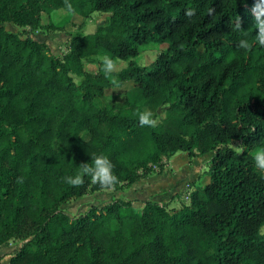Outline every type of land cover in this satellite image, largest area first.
<instances>
[{
  "label": "trees",
  "instance_id": "1",
  "mask_svg": "<svg viewBox=\"0 0 264 264\" xmlns=\"http://www.w3.org/2000/svg\"><path fill=\"white\" fill-rule=\"evenodd\" d=\"M255 2L71 0L81 17L97 10L107 18L90 32L69 31L58 56L29 30L52 28L48 13L65 9L64 0H0V244L20 241L6 264H264V172L253 160L264 148V47ZM148 41L166 47L140 64L131 56ZM105 54L127 59L116 85L104 76ZM122 84L120 99L105 92ZM144 108L155 128L139 126ZM178 149L212 151L207 180L186 202L147 198L136 208L113 197L77 215L60 207L102 189L87 176L81 187L64 181L95 156L110 159L119 188L154 165L161 171Z\"/></svg>",
  "mask_w": 264,
  "mask_h": 264
},
{
  "label": "rangeland",
  "instance_id": "2",
  "mask_svg": "<svg viewBox=\"0 0 264 264\" xmlns=\"http://www.w3.org/2000/svg\"><path fill=\"white\" fill-rule=\"evenodd\" d=\"M48 14L51 21L53 22V27L32 28L29 30V33L33 38L45 41L50 51L58 56L62 55L67 50L69 31L79 30L81 32H90L97 24L103 23L107 18V12L97 10H92V12H89L85 17H81L78 14H72L69 16V13L66 11V9L61 7L49 11ZM46 18L47 17L45 13H42L41 21H46ZM3 25L5 29L11 31H19L22 28V26L9 21H4ZM165 47V41H148L143 45L142 50L137 55L131 56V58L135 59L140 64H147L160 50L164 49ZM114 60L116 61L117 65L116 71L127 62V59L124 58H116ZM83 66L86 70L95 71L96 61L93 59L84 58ZM115 72L113 73V76ZM125 87L126 85L124 84L120 86H111L107 87L105 92L108 95H114L115 98L120 99L123 95V90ZM144 111H148L147 108H144L143 112ZM161 113L162 111L159 110V114ZM235 143L236 141L233 140L232 144ZM211 153L212 151H207L200 154L194 152L192 155L188 156L185 150L178 149L168 158H163V167L167 165L164 169L162 167L163 170L161 169V171L156 172V166L154 165L152 167V171L145 175L148 176L161 172V176L158 179L159 181L155 182L153 186H164L166 188L162 189L158 193L139 195L141 190L137 188L134 191H131L130 189L127 191L128 189H124L125 187H128L132 183L131 182L124 187L114 189L102 188L100 190L86 192L79 197H71L65 202L61 203L60 207L69 215H77L83 212L90 204L100 205L112 199L113 196H125L126 194H134L135 196L136 194L138 196H170V199L172 197L171 205L177 206L181 202H186L188 200L189 191L192 188L195 186H201L204 181H206L208 175L207 161ZM166 202L168 203V206H171L169 205V200ZM136 208H140V206Z\"/></svg>",
  "mask_w": 264,
  "mask_h": 264
},
{
  "label": "clouds",
  "instance_id": "3",
  "mask_svg": "<svg viewBox=\"0 0 264 264\" xmlns=\"http://www.w3.org/2000/svg\"><path fill=\"white\" fill-rule=\"evenodd\" d=\"M246 6V0H245ZM64 7L69 14H76V8L71 3V0H64ZM215 9H209V14L214 13ZM251 14L253 16L255 27H256V42L259 46L264 47V0H256L254 6L251 9ZM185 15L192 17L195 15L194 9H188ZM242 19L238 18L235 21L234 30L242 29ZM238 47L246 52H251L253 44L247 39H241L239 41ZM103 65V73L106 79H108L112 84L116 85L117 80L113 76V73L117 69L116 61L112 59L109 55L105 54L101 57ZM139 126L155 128L158 124V120L153 118V114L150 111L137 112ZM253 160L255 167L264 172V148L258 149L253 155ZM114 165L107 156L98 155L93 158L92 164L81 163L78 167L77 173L72 176L64 177V181L73 187L83 186L85 176L90 177L93 184H98L102 188L114 189L119 183V178L114 174Z\"/></svg>",
  "mask_w": 264,
  "mask_h": 264
},
{
  "label": "crops",
  "instance_id": "4",
  "mask_svg": "<svg viewBox=\"0 0 264 264\" xmlns=\"http://www.w3.org/2000/svg\"><path fill=\"white\" fill-rule=\"evenodd\" d=\"M165 165L163 169L166 167ZM162 169V170H163ZM161 176V172L158 174H153V175H148L141 177L135 181H133L128 187H125L124 189H129L131 191H134L136 188L141 190L139 195H144L148 193H158L162 189H165L166 187L164 186H153L155 182H158L159 178ZM157 179V180H156ZM207 180V179H206ZM205 182V181H204ZM113 197H121L124 199H129L131 201L132 206L134 207H139L142 204V201L147 198L155 199L158 201H167L169 200V205L172 204V197L170 199V196H136L134 194L128 195L126 194L125 196H113ZM20 241L18 240H8L4 243L0 244V264H6L10 254L18 247Z\"/></svg>",
  "mask_w": 264,
  "mask_h": 264
}]
</instances>
